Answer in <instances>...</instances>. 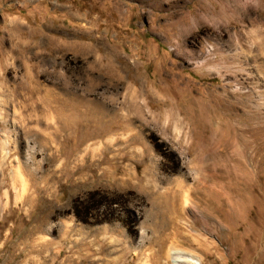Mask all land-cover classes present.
Instances as JSON below:
<instances>
[{"label": "rangeland", "instance_id": "1", "mask_svg": "<svg viewBox=\"0 0 264 264\" xmlns=\"http://www.w3.org/2000/svg\"><path fill=\"white\" fill-rule=\"evenodd\" d=\"M175 256L264 264V0H0V264Z\"/></svg>", "mask_w": 264, "mask_h": 264}, {"label": "bare ground", "instance_id": "2", "mask_svg": "<svg viewBox=\"0 0 264 264\" xmlns=\"http://www.w3.org/2000/svg\"><path fill=\"white\" fill-rule=\"evenodd\" d=\"M1 145H2L3 148H4L5 142H2ZM4 149H5V148H4ZM174 207H175V206H174ZM72 229H73V227H72ZM95 231H97V230H92V233H93V236H94V237H95ZM92 243H93V244L96 243V239H95V238L92 240ZM175 259H176V256H175ZM188 259H189V258H188ZM188 259H180V258H177L176 260H177L178 262H181V261L183 262V261L188 260ZM108 261H109V260H108ZM108 261H107L106 264H109ZM189 261L192 262L193 264H201V261H200L199 259H197V260H190V259H189ZM115 264H116V263H115Z\"/></svg>", "mask_w": 264, "mask_h": 264}]
</instances>
